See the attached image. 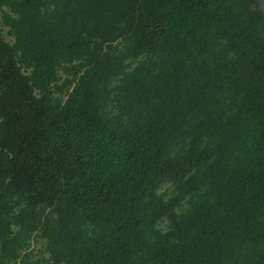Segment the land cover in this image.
I'll return each mask as SVG.
<instances>
[{
    "label": "trees",
    "instance_id": "trees-1",
    "mask_svg": "<svg viewBox=\"0 0 264 264\" xmlns=\"http://www.w3.org/2000/svg\"><path fill=\"white\" fill-rule=\"evenodd\" d=\"M0 264H264L254 0H0Z\"/></svg>",
    "mask_w": 264,
    "mask_h": 264
},
{
    "label": "rangeland",
    "instance_id": "rangeland-1",
    "mask_svg": "<svg viewBox=\"0 0 264 264\" xmlns=\"http://www.w3.org/2000/svg\"><path fill=\"white\" fill-rule=\"evenodd\" d=\"M4 35L6 36V40L9 41V42H12V38H10L9 36L6 35V29L4 31ZM36 247V254L39 256V249H41L42 247V244L41 243H38V244H35L34 245Z\"/></svg>",
    "mask_w": 264,
    "mask_h": 264
},
{
    "label": "water",
    "instance_id": "water-1",
    "mask_svg": "<svg viewBox=\"0 0 264 264\" xmlns=\"http://www.w3.org/2000/svg\"><path fill=\"white\" fill-rule=\"evenodd\" d=\"M254 1L257 3L258 9L262 13L264 19V0H254Z\"/></svg>",
    "mask_w": 264,
    "mask_h": 264
}]
</instances>
